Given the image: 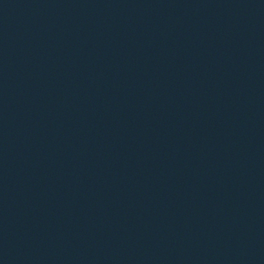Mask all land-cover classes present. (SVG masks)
<instances>
[{
  "label": "water",
  "instance_id": "obj_1",
  "mask_svg": "<svg viewBox=\"0 0 264 264\" xmlns=\"http://www.w3.org/2000/svg\"><path fill=\"white\" fill-rule=\"evenodd\" d=\"M0 264H264V0H0Z\"/></svg>",
  "mask_w": 264,
  "mask_h": 264
}]
</instances>
